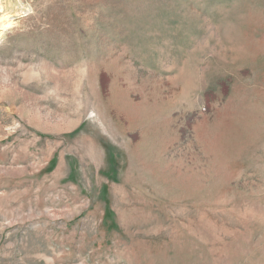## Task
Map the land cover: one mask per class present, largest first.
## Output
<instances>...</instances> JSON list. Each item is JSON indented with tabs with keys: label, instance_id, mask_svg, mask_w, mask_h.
<instances>
[{
	"label": "rangeland",
	"instance_id": "374dc122",
	"mask_svg": "<svg viewBox=\"0 0 264 264\" xmlns=\"http://www.w3.org/2000/svg\"><path fill=\"white\" fill-rule=\"evenodd\" d=\"M0 20V264H264V0Z\"/></svg>",
	"mask_w": 264,
	"mask_h": 264
},
{
	"label": "bare ground",
	"instance_id": "6f19581e",
	"mask_svg": "<svg viewBox=\"0 0 264 264\" xmlns=\"http://www.w3.org/2000/svg\"><path fill=\"white\" fill-rule=\"evenodd\" d=\"M5 24H3L2 27L0 28V37H1V34L12 25V21L8 20Z\"/></svg>",
	"mask_w": 264,
	"mask_h": 264
}]
</instances>
